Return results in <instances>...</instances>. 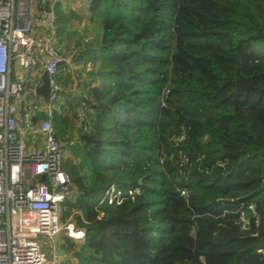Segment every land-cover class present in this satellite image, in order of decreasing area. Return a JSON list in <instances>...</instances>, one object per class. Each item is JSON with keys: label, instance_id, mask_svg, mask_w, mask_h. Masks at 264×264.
Segmentation results:
<instances>
[{"label": "trees", "instance_id": "obj_1", "mask_svg": "<svg viewBox=\"0 0 264 264\" xmlns=\"http://www.w3.org/2000/svg\"><path fill=\"white\" fill-rule=\"evenodd\" d=\"M88 11L101 40L72 58L96 67L63 161L62 218L79 211L84 230L73 264H264V0H89ZM56 12L60 39L76 15ZM72 125L55 112L59 142Z\"/></svg>", "mask_w": 264, "mask_h": 264}, {"label": "built area", "instance_id": "obj_2", "mask_svg": "<svg viewBox=\"0 0 264 264\" xmlns=\"http://www.w3.org/2000/svg\"><path fill=\"white\" fill-rule=\"evenodd\" d=\"M58 1L0 0V264L50 263L41 239L52 243L53 264L54 238L61 229L71 239H84V230L72 220L79 211L62 218L73 187L54 126L64 92L59 70L70 62L57 40ZM44 72L50 86L47 101L36 93ZM84 117L80 108L76 121ZM105 195L111 203L120 192L111 187ZM253 209L247 205L240 212L242 227Z\"/></svg>", "mask_w": 264, "mask_h": 264}, {"label": "rangeland", "instance_id": "obj_3", "mask_svg": "<svg viewBox=\"0 0 264 264\" xmlns=\"http://www.w3.org/2000/svg\"><path fill=\"white\" fill-rule=\"evenodd\" d=\"M59 6H61L63 12L70 11L69 9L64 8L63 2H59ZM71 12V11H70ZM72 13V12H71ZM57 18L58 13L56 12ZM80 16V15H77ZM77 16H73L70 18V20L67 22L66 30H64L63 35L57 38L58 45L60 47V52L64 56L65 59H69V64H63L59 70V75L62 78V86L64 89V92L61 96V99L56 104V113L61 115H66L69 120L73 123V128L67 129V135L65 136V139L63 141L60 140L62 144V150L64 153V157L73 159L70 150L66 148V138L69 137V135H72L74 132H78V129L80 127V124L82 120L76 121L78 118V111L80 108L85 109V117H87L88 109L86 104L83 105H76L74 99L81 96V94H84L85 90V83L89 82L92 79V76L90 72L94 70L96 67V64H93L91 60H87L85 55H81V58L77 63L72 61V58L78 54L81 53L82 47L86 44H94V46L98 45L101 40V30L96 28V26L90 22H88V19H80ZM83 17V16H82ZM58 26V24H57ZM59 28V26H58ZM62 38V39H61ZM63 81H66L65 84ZM95 83V82H94ZM88 120V119H87ZM74 121V122H73ZM74 140V139H73ZM65 238V237H61ZM60 237H55L54 241L56 244V250L60 247ZM61 240V239H60ZM76 241L72 239H66L62 242L61 250L63 259L66 257L68 259L72 251L75 250L77 247L75 244ZM64 243V244H63ZM41 244L43 246V249L47 253L49 257L52 256V243L51 241H48L46 239H41ZM50 261H53V258L51 257ZM62 260H60L61 262ZM67 261V260H66ZM48 264H52V263ZM55 264H58L56 262Z\"/></svg>", "mask_w": 264, "mask_h": 264}, {"label": "crops", "instance_id": "obj_4", "mask_svg": "<svg viewBox=\"0 0 264 264\" xmlns=\"http://www.w3.org/2000/svg\"><path fill=\"white\" fill-rule=\"evenodd\" d=\"M61 1L63 2L64 8L69 9L76 16L80 15V16H77V17H79L80 19L83 18V20L84 19H88L87 18V14H86V12H87V6L86 5H87L89 0H60L56 4L55 12H56L57 6H59V2H61ZM59 7H61V6H59ZM73 219L74 218H72V220ZM57 237H60V239H61V240L59 239L60 247H59V249L56 250V244H55V241H54V244H55V247H54L55 260H54L53 264H55L56 262H58V264H73V263H76L77 260H76V258L74 256V252H75L76 248L82 244L83 240L72 239V240L76 241L75 244H77L76 245L77 247L75 248V250L72 251V254H71V256L68 259H66V257H64L65 259H63V256H62V253H61L62 251L60 252L62 242L65 241L66 239H71V238L67 237L64 233L62 235L58 234ZM61 237H65V238H61ZM51 257H49V259H51ZM60 260H62V261L60 262Z\"/></svg>", "mask_w": 264, "mask_h": 264}, {"label": "water", "instance_id": "obj_5", "mask_svg": "<svg viewBox=\"0 0 264 264\" xmlns=\"http://www.w3.org/2000/svg\"><path fill=\"white\" fill-rule=\"evenodd\" d=\"M45 9L47 11L50 10V6H49V3L47 2L46 3V6H45ZM49 89H50V86H49V79H48V76H47V73L44 72L43 75H42V84L39 85L37 88H36V93L38 95H40L44 101H47L48 100V95H49ZM41 179H44V175L41 176ZM141 179H139L138 183L140 184L141 183ZM64 233V230L61 229L59 234H63Z\"/></svg>", "mask_w": 264, "mask_h": 264}, {"label": "snow or ice", "instance_id": "obj_6", "mask_svg": "<svg viewBox=\"0 0 264 264\" xmlns=\"http://www.w3.org/2000/svg\"><path fill=\"white\" fill-rule=\"evenodd\" d=\"M77 235H81V234H77Z\"/></svg>", "mask_w": 264, "mask_h": 264}, {"label": "clouds", "instance_id": "obj_7", "mask_svg": "<svg viewBox=\"0 0 264 264\" xmlns=\"http://www.w3.org/2000/svg\"><path fill=\"white\" fill-rule=\"evenodd\" d=\"M82 235V234H81Z\"/></svg>", "mask_w": 264, "mask_h": 264}]
</instances>
